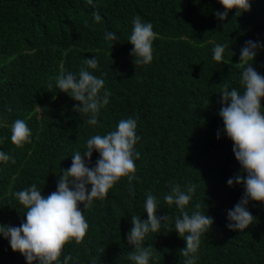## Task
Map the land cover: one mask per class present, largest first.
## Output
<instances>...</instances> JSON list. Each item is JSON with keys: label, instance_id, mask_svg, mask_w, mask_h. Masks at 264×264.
Returning a JSON list of instances; mask_svg holds the SVG:
<instances>
[{"label": "trees", "instance_id": "1", "mask_svg": "<svg viewBox=\"0 0 264 264\" xmlns=\"http://www.w3.org/2000/svg\"><path fill=\"white\" fill-rule=\"evenodd\" d=\"M94 3L0 0V150L15 159L0 164V223L19 226L26 219L16 191L37 184L42 195L51 194L61 169L71 166L76 150H85L87 139L132 117L140 136L135 196L128 191L127 177L121 178L107 199L86 210L87 235L80 244H66L61 258L71 254L75 264L92 259L96 264H131V218L147 219L143 205L152 192L160 202L158 215L169 216L160 233H150L144 241L154 247L152 264H183L180 250L186 241L171 227L181 212L164 197L176 185L183 189L196 184L197 194L185 210L191 214L200 204L215 221L201 238L197 264H264V203L250 202L255 221L243 232L226 227L227 210L243 195L242 185L227 181L246 173L235 158L233 142L222 133L217 138L223 128L220 92L225 85L243 91L236 65L241 48L249 40L264 41V0H253L250 11L239 16L231 10L224 21L215 15L224 10L217 0ZM96 11L99 22L93 18ZM135 16L151 22L156 33L154 59L147 66H136L130 55L133 45L127 40ZM109 31L120 38L113 47L105 39ZM217 44L228 46L222 63L213 60ZM94 55L99 61L94 74L102 76L112 95L100 123L92 127L74 111L79 102L49 84L55 85L62 72H78L84 57ZM253 67L264 75V49L258 50ZM16 119L32 130L31 142L22 148L11 141ZM98 158L94 152L92 165ZM0 264H26L2 237Z\"/></svg>", "mask_w": 264, "mask_h": 264}, {"label": "clouds", "instance_id": "2", "mask_svg": "<svg viewBox=\"0 0 264 264\" xmlns=\"http://www.w3.org/2000/svg\"><path fill=\"white\" fill-rule=\"evenodd\" d=\"M95 6L94 0H86ZM223 11L215 15L220 21L236 10V15L250 11L253 0H217ZM95 22L101 21L99 11L93 13ZM156 38L154 26L140 16L132 20V31L128 42L133 45L130 55L135 65L147 66L153 62V43ZM105 39L111 46L119 36L109 31ZM228 46L217 44L213 49V60L222 63ZM264 49V41H246L240 51V84L243 91L225 85L221 94L222 105L218 112L223 121V128L218 131L233 142L235 158L246 175H236L228 179L227 184L243 186L241 199L226 213V227L230 230L247 229L255 221L249 210L250 202L264 203V75L254 67L253 62L258 50ZM99 68V61L94 55L85 58L78 72H62L55 85L59 91L67 94L79 103L74 111L80 114L84 123L95 127L100 123L101 110L110 103L112 93L105 88V80L98 77L93 70ZM194 79V78H193ZM55 98V97H54ZM208 104V101H207ZM7 111L11 112L9 107ZM137 119L128 117L121 119L115 129L104 135H92L86 141L83 152L76 150L72 155L71 166L61 169L62 175L57 181L56 190L49 195H42L37 184H31L14 193L15 199L25 209L19 226L0 223V237L8 241L11 250L24 256L26 264H75L71 254L63 255L65 245L70 242L80 244L89 230L86 210L93 207L96 200L108 198L109 190L123 177L128 179V191L135 196V184L138 181L135 161L140 158L136 144L140 140L137 135ZM32 130L25 120L16 119L11 126V141L17 147L31 142ZM99 158L92 165L93 153ZM15 163L14 157L0 150V164ZM89 185L91 186L89 188ZM198 185L188 184L186 188L176 185L164 197L165 203L175 205L181 212L175 219L172 230L186 241V247L180 250L185 257L183 264H197L201 238L207 234L213 224L214 217L201 211L200 204L189 214L186 206L196 196ZM82 206V207H81ZM144 212L131 218L132 227L127 233V243L132 246L128 254L131 264H152L154 247L145 246L144 241L150 233H160L169 216L158 215L160 202L157 195L148 192L144 201ZM156 249V248H155ZM157 250V249H156ZM90 264H96L95 259Z\"/></svg>", "mask_w": 264, "mask_h": 264}]
</instances>
